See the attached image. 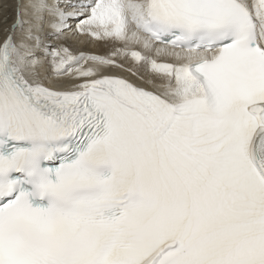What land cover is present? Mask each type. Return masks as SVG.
<instances>
[{"label":"snow or ice","instance_id":"6c2138e0","mask_svg":"<svg viewBox=\"0 0 264 264\" xmlns=\"http://www.w3.org/2000/svg\"><path fill=\"white\" fill-rule=\"evenodd\" d=\"M16 12L0 39V264H264V0ZM69 33L108 51L52 42Z\"/></svg>","mask_w":264,"mask_h":264},{"label":"bare ground","instance_id":"6f19581e","mask_svg":"<svg viewBox=\"0 0 264 264\" xmlns=\"http://www.w3.org/2000/svg\"><path fill=\"white\" fill-rule=\"evenodd\" d=\"M16 5H17V0H0V39H2L5 35L4 29L10 27L16 20V16H17ZM6 18H7V22H5ZM68 35L71 36L72 34L69 33ZM73 37H72V39L74 40ZM84 38L87 40V36H82V39H84ZM73 40L69 41V40H67V38L63 39V41H64L63 44H65L66 46H69L73 50H80V51L93 52V53H104V52L108 51L107 46H105L103 42L94 41L92 43V41H91L93 46L89 47L91 49H88V48H86V46L83 47L80 44L78 46L77 44L79 42H77V44H76V42L74 43ZM121 74L127 75L126 73H121ZM130 78L133 79L137 83L140 82L136 77H130Z\"/></svg>","mask_w":264,"mask_h":264},{"label":"rangeland","instance_id":"374dc122","mask_svg":"<svg viewBox=\"0 0 264 264\" xmlns=\"http://www.w3.org/2000/svg\"><path fill=\"white\" fill-rule=\"evenodd\" d=\"M72 37H73V35H71ZM71 36H69L68 35V37H67V40H69V41H72L73 39H72V37ZM71 38V39H70ZM74 43L76 42V44H77V42H79L77 45L79 46V44L80 45H82L83 47L84 46H86V48H88V49H91V48H89V47H92L93 45H92V43L94 42V40H92L90 37H88L87 36V40L84 38V39H82V35H79V34H77V35H75L74 37ZM76 38V39H75ZM63 39H66V38H63ZM63 39H61V40H55V39H53L52 40V42L53 43H55V44H59V43H63L64 41H63ZM84 40V41H83ZM62 41V42H61ZM82 41V42H81ZM91 41H92V43H91ZM57 42V43H56ZM89 42V43H88ZM90 44V45H89Z\"/></svg>","mask_w":264,"mask_h":264}]
</instances>
